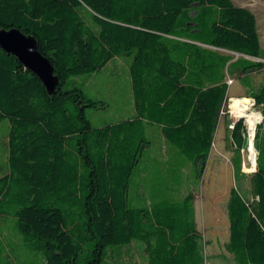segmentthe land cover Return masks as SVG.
<instances>
[{
    "label": "trees",
    "instance_id": "obj_1",
    "mask_svg": "<svg viewBox=\"0 0 264 264\" xmlns=\"http://www.w3.org/2000/svg\"><path fill=\"white\" fill-rule=\"evenodd\" d=\"M13 28L35 37L60 84L49 96L0 49V127L7 125L8 137L0 217L17 220V233L46 264H125L123 250L133 244L143 247L146 264H204L195 196L166 194H179L180 183L176 190L149 186L148 128L158 129L169 156L185 160L201 180L227 77L245 83L264 117V80L255 90L250 78L264 69L256 16L232 0H0V31ZM121 58L131 60L133 114L94 127L87 110L107 104L89 97L77 78ZM246 125L241 119L231 130L237 183L246 177ZM255 148L253 200L235 187L227 203L225 249L236 264H264V120ZM184 168L170 164L168 171ZM2 240L0 233V255Z\"/></svg>",
    "mask_w": 264,
    "mask_h": 264
},
{
    "label": "rangeland",
    "instance_id": "obj_2",
    "mask_svg": "<svg viewBox=\"0 0 264 264\" xmlns=\"http://www.w3.org/2000/svg\"><path fill=\"white\" fill-rule=\"evenodd\" d=\"M232 1L236 6L246 8L256 16L260 43L262 49H264V0ZM221 52L232 55L224 51ZM233 56L239 58L236 55ZM130 61L128 58L116 59L98 73L77 78L78 84L81 85L89 97L104 101L107 104L106 108L87 110V116L94 127L118 123L133 114L134 107L129 75ZM252 61L258 62L259 60L252 59ZM250 78L254 89L257 90L263 83L264 69L260 72L252 73ZM228 79H231L233 84L229 86L227 99L219 116L211 159L208 161L201 180L196 177L195 171H193L194 168L187 166L188 164L185 160L181 158H176L175 160L169 156V152L167 153L165 149L164 138L158 129L148 128L149 135H151L152 131L154 139L153 144L143 158V160H147V181L149 182V186L160 189H163V187L171 189L175 185L174 190H176L178 188L177 185L180 183L182 189L179 194H175L174 192V196L172 192L166 194L174 199H181L188 194L195 196L197 228L206 243L204 264H236L233 255L225 249V244L229 242L230 238V222L227 214L230 191L232 188L238 187L249 201L253 200L250 193V177L252 174L243 171L246 177L240 183L235 181L233 166L234 148L230 138L233 125L241 120L235 118L232 103L235 101H245L244 98H249L247 95L248 90L245 83L240 81V78L227 77ZM248 102L251 103V101ZM248 112L257 117V127L262 124L264 117L261 107L254 105L253 109L251 106ZM244 123L246 125L245 120ZM253 145L255 146V142ZM170 150L171 148H169ZM242 157L243 169L245 164L247 166H256L257 169L258 152L255 147L253 153L244 150ZM7 161L8 137L7 125L4 124L0 127V167H4ZM170 164L176 165L179 168H185L182 171L176 172L174 176H171V173L168 171ZM16 224L17 220L12 217L7 218V221H0V233L3 239L0 264H46L42 254L31 247L30 244L32 242L24 241L23 237L17 233ZM112 259L109 258L102 264H114V259ZM123 262L125 264H146L147 256L143 251V247L139 244H133L129 249H124Z\"/></svg>",
    "mask_w": 264,
    "mask_h": 264
},
{
    "label": "water",
    "instance_id": "obj_3",
    "mask_svg": "<svg viewBox=\"0 0 264 264\" xmlns=\"http://www.w3.org/2000/svg\"><path fill=\"white\" fill-rule=\"evenodd\" d=\"M0 49L7 55L14 56L25 70L38 77L49 96L56 94L60 79L55 74L51 62L39 51L35 37L23 33L18 28L3 29L0 31ZM233 54L241 55L239 53ZM244 100L252 101L251 98H244Z\"/></svg>",
    "mask_w": 264,
    "mask_h": 264
},
{
    "label": "bare ground",
    "instance_id": "obj_4",
    "mask_svg": "<svg viewBox=\"0 0 264 264\" xmlns=\"http://www.w3.org/2000/svg\"><path fill=\"white\" fill-rule=\"evenodd\" d=\"M232 105H233V114L235 118L244 119L248 126V130L250 132L251 137L255 136V131L258 125V119L254 114L248 112V110L251 107V103L248 101H235L232 103ZM253 144L254 143L251 142L249 148L247 149L249 153L254 152Z\"/></svg>",
    "mask_w": 264,
    "mask_h": 264
},
{
    "label": "built area",
    "instance_id": "obj_5",
    "mask_svg": "<svg viewBox=\"0 0 264 264\" xmlns=\"http://www.w3.org/2000/svg\"><path fill=\"white\" fill-rule=\"evenodd\" d=\"M227 84H228V86H231L232 84H233V81L231 80V79H228L227 80ZM233 127H234V125H233ZM232 127V128H233ZM248 141H249V146H250V143L251 142H255V136H253V137H251V135H250V132L248 131ZM255 147V146H254ZM256 149V148H255ZM242 152H244V150L242 151ZM257 165V164H256ZM246 168H248V169H246ZM256 166L255 167H253V166H251V165H244V169H243V171H247L248 173H250V174H254L255 172H256Z\"/></svg>",
    "mask_w": 264,
    "mask_h": 264
},
{
    "label": "crops",
    "instance_id": "obj_6",
    "mask_svg": "<svg viewBox=\"0 0 264 264\" xmlns=\"http://www.w3.org/2000/svg\"><path fill=\"white\" fill-rule=\"evenodd\" d=\"M221 51H224V50H220V52H221ZM224 52H227V53H230V54L234 55L233 52H228V51H224ZM236 56H237V55H236ZM237 57H243L244 59H247V60H250V61H252V59H253V58H248V57H245V56H242V55L237 56ZM236 59H237V58L235 57V60H236ZM256 60H257V59H256ZM253 62H255V61H253ZM213 145H214V143H213ZM212 151H213V146H212V150H211V153H210L209 160L211 159ZM209 160H208V161H209ZM6 169H7V164H6L4 167H0V177H1L2 174L6 171ZM228 200H229V198H228ZM195 213L197 214L196 207H195ZM0 221H7V218H6V217H0ZM197 230H198V228H197Z\"/></svg>",
    "mask_w": 264,
    "mask_h": 264
}]
</instances>
